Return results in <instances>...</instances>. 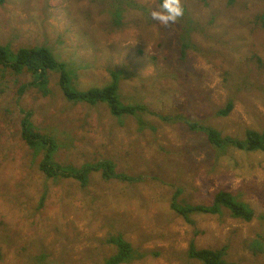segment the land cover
<instances>
[{"label":"rangeland","instance_id":"1","mask_svg":"<svg viewBox=\"0 0 264 264\" xmlns=\"http://www.w3.org/2000/svg\"><path fill=\"white\" fill-rule=\"evenodd\" d=\"M124 1L0 2L1 46L49 48L84 91L108 85L116 71L124 103L147 107L138 119L113 116L106 104H72L55 71L47 96L37 87L20 95L31 75L0 66V264H103L116 253L107 242L118 234L145 253L124 264H203L188 257L192 242L227 247L229 262L264 264V153L215 149L183 120L239 139L264 130V29L257 23L264 0H182L192 22L208 25L206 35L181 19L152 20L159 0ZM229 101L230 114L218 115ZM22 111L56 138V161L81 168L111 160L117 173L137 180L106 182L94 173L84 190L72 179H49L39 171L43 156L22 139ZM219 191L247 204L254 220L225 209L194 213L190 224L172 208L174 201L210 205Z\"/></svg>","mask_w":264,"mask_h":264},{"label":"trees","instance_id":"2","mask_svg":"<svg viewBox=\"0 0 264 264\" xmlns=\"http://www.w3.org/2000/svg\"><path fill=\"white\" fill-rule=\"evenodd\" d=\"M3 0H0L2 2ZM120 4L124 0H117ZM235 0H231L234 2ZM134 9L148 11L149 9L134 2L129 1ZM161 0L158 1V5ZM183 22L188 21L190 30L197 31L202 35H206L208 25L192 22L190 16L184 9V15L179 18ZM192 23V25H191ZM257 23L264 29V12L258 17ZM184 28H188V23L184 24ZM188 45L183 44L180 50L182 59L186 57ZM260 63L261 65V59ZM0 66L10 69L18 74H30L32 81L21 87L20 95L28 88L37 87L45 96L50 93L47 85L51 72L60 74L59 86L62 90L64 98L72 104H87L95 106L97 104H106L113 116H133L140 119L141 114L147 111L146 105L143 103L126 104L122 100L120 93L119 73L112 72L113 80L104 87L91 88L89 90H80L74 84L72 72L68 63L58 61L52 51L45 47H24L18 51H12L9 47L0 45ZM233 102L229 101L226 106L218 110V115L228 116L233 110ZM25 114L22 126V139L32 149L35 156L42 155V160L39 164V171L49 179L58 180H75L84 190L90 187L91 176L94 173H101L104 181L109 182L112 179L122 181H136L133 177L119 174L116 171V164L111 160H104L96 163L84 164L81 168L73 165L63 164L55 160V154L59 149V144L53 135L37 130L32 121V112L22 111ZM173 119V118H172ZM175 119H182L181 116H176ZM190 130L202 132L206 134L210 145L219 150L226 148H235L245 152H262L264 153V130H247L243 139L224 136L219 130L211 125H204L188 119H183ZM143 124V123H142ZM144 125V124H143ZM178 193L176 194V197ZM175 197V199H176ZM44 204V198L41 205ZM172 208L176 210L190 224H194L191 219L192 214H211L223 215L224 210H228L233 218L252 222L255 218L253 210L244 202L240 201L234 194L219 191L216 193L213 202L210 205L202 206H180L177 201H174ZM110 245H114L117 251L114 255L106 259L103 264H124L136 258H142L145 253L136 254L134 246L125 239L122 234L112 237L108 240ZM256 249H260L261 242H256ZM114 247V248H115ZM255 249V250H256ZM227 247L218 250L198 249L194 242L191 243L188 257L198 260L203 264H238L229 262L225 258ZM257 254V251L255 252ZM3 258L2 248L0 246V260ZM44 257L37 258L41 260Z\"/></svg>","mask_w":264,"mask_h":264},{"label":"clouds","instance_id":"3","mask_svg":"<svg viewBox=\"0 0 264 264\" xmlns=\"http://www.w3.org/2000/svg\"><path fill=\"white\" fill-rule=\"evenodd\" d=\"M158 8L150 11L151 19L165 26L175 23L184 15L182 0H161Z\"/></svg>","mask_w":264,"mask_h":264}]
</instances>
